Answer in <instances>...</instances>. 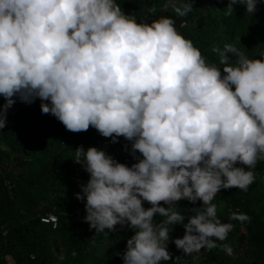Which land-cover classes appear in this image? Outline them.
<instances>
[{
	"label": "clouds",
	"instance_id": "1",
	"mask_svg": "<svg viewBox=\"0 0 264 264\" xmlns=\"http://www.w3.org/2000/svg\"><path fill=\"white\" fill-rule=\"evenodd\" d=\"M257 3L229 0L224 14L240 4L252 15ZM171 6L180 16L193 7ZM174 23H137L115 0H0V128L14 98H39L42 113L72 132L91 125L113 142L131 141V166L95 146H78L73 159L89 174L75 195L90 228L134 229L123 264L169 261L170 239L186 255L217 247L233 225L218 218L216 194L246 191L254 173L235 165L264 160V50L250 59L226 44L217 49L222 67L208 65ZM181 199L202 203L185 216L175 210ZM175 224L180 238L170 237Z\"/></svg>",
	"mask_w": 264,
	"mask_h": 264
},
{
	"label": "trees",
	"instance_id": "2",
	"mask_svg": "<svg viewBox=\"0 0 264 264\" xmlns=\"http://www.w3.org/2000/svg\"><path fill=\"white\" fill-rule=\"evenodd\" d=\"M172 2L191 3L193 7L180 16ZM115 3L137 23L151 24L161 17L173 19L177 32L192 42L208 65L222 67L217 49L222 50L226 44L234 45L250 59H261L264 0H258L252 15L244 11L243 5H233L232 16L224 14L229 0ZM14 99L7 109L5 126L0 128V264H123L126 242L134 229L127 223L115 225L112 231L105 229V233L90 228L84 220L86 201L75 195L89 174L73 159L78 146H95L131 166L136 162L131 155V141L119 136L113 142L91 125L86 131L72 132L51 113H42L39 98L30 103ZM4 103L0 96V109ZM10 162L16 171L9 168ZM235 166L253 171L255 179L246 191L222 188L213 200L221 222L233 225L227 238L217 240L215 248L202 247L188 255L170 239L167 250L172 259L161 264H173L177 256L182 257L179 264H264V160L258 159L251 169L239 162ZM175 203V210L187 216L191 214L189 208L200 206L202 201L193 204L181 199ZM160 204L167 206L163 201ZM143 206L151 205L144 201ZM232 213L246 214L249 219H231ZM49 215L56 216V228L41 222ZM154 220L158 223L163 217L157 214ZM184 231L183 225L175 224L170 237L180 238ZM226 247L232 248L231 255Z\"/></svg>",
	"mask_w": 264,
	"mask_h": 264
},
{
	"label": "built area",
	"instance_id": "3",
	"mask_svg": "<svg viewBox=\"0 0 264 264\" xmlns=\"http://www.w3.org/2000/svg\"><path fill=\"white\" fill-rule=\"evenodd\" d=\"M41 222L50 224L52 226V228L57 227V218L54 215L42 217Z\"/></svg>",
	"mask_w": 264,
	"mask_h": 264
},
{
	"label": "rangeland",
	"instance_id": "4",
	"mask_svg": "<svg viewBox=\"0 0 264 264\" xmlns=\"http://www.w3.org/2000/svg\"><path fill=\"white\" fill-rule=\"evenodd\" d=\"M13 165H14V163L10 162V163H9V168H10L11 170H13V171H16L17 168L14 167Z\"/></svg>",
	"mask_w": 264,
	"mask_h": 264
}]
</instances>
